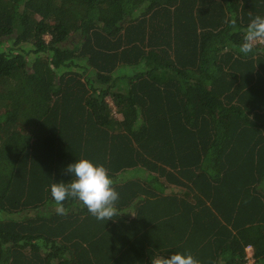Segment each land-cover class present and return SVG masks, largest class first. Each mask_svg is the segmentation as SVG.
I'll use <instances>...</instances> for the list:
<instances>
[{
	"label": "trees",
	"instance_id": "1",
	"mask_svg": "<svg viewBox=\"0 0 264 264\" xmlns=\"http://www.w3.org/2000/svg\"><path fill=\"white\" fill-rule=\"evenodd\" d=\"M257 15L264 0H0V264H246L249 245L264 264V47L239 51ZM82 157L114 181L113 219L57 213L50 186Z\"/></svg>",
	"mask_w": 264,
	"mask_h": 264
},
{
	"label": "clouds",
	"instance_id": "2",
	"mask_svg": "<svg viewBox=\"0 0 264 264\" xmlns=\"http://www.w3.org/2000/svg\"><path fill=\"white\" fill-rule=\"evenodd\" d=\"M230 23L236 27L235 18ZM258 47H264V16H255L244 29L243 43L239 51L248 55ZM72 174L70 181H60L50 186L51 197L58 214L66 215L65 201L75 199L97 220H110L117 216L119 192L114 186L108 170L88 158H80L70 163L66 169ZM151 264H201L191 253L174 252L170 256H156Z\"/></svg>",
	"mask_w": 264,
	"mask_h": 264
},
{
	"label": "crops",
	"instance_id": "3",
	"mask_svg": "<svg viewBox=\"0 0 264 264\" xmlns=\"http://www.w3.org/2000/svg\"><path fill=\"white\" fill-rule=\"evenodd\" d=\"M131 176H127V177L130 178ZM256 262H257V258L255 257L254 247L252 245H249L247 247V262H246V264H255Z\"/></svg>",
	"mask_w": 264,
	"mask_h": 264
},
{
	"label": "rangeland",
	"instance_id": "4",
	"mask_svg": "<svg viewBox=\"0 0 264 264\" xmlns=\"http://www.w3.org/2000/svg\"><path fill=\"white\" fill-rule=\"evenodd\" d=\"M47 37L50 38V36H47ZM109 101L112 102L110 99H109ZM112 104H113V102H112ZM133 173H135V172H133ZM130 175H132V172H130Z\"/></svg>",
	"mask_w": 264,
	"mask_h": 264
}]
</instances>
